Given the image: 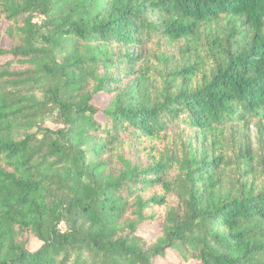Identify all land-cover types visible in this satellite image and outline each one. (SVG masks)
<instances>
[{
  "label": "trees",
  "instance_id": "16d2710c",
  "mask_svg": "<svg viewBox=\"0 0 264 264\" xmlns=\"http://www.w3.org/2000/svg\"><path fill=\"white\" fill-rule=\"evenodd\" d=\"M0 264H264V0H0Z\"/></svg>",
  "mask_w": 264,
  "mask_h": 264
},
{
  "label": "rangeland",
  "instance_id": "374dc122",
  "mask_svg": "<svg viewBox=\"0 0 264 264\" xmlns=\"http://www.w3.org/2000/svg\"><path fill=\"white\" fill-rule=\"evenodd\" d=\"M36 22H40L41 21V18H36L34 19ZM7 45V44H6ZM225 135H228V131H225ZM243 136H245L243 134ZM249 141H251V147H252V150H255L257 145L262 141L261 140V137L258 136V133L255 129V127H253V125H249V139H247Z\"/></svg>",
  "mask_w": 264,
  "mask_h": 264
}]
</instances>
